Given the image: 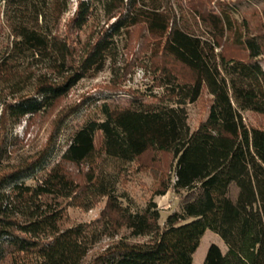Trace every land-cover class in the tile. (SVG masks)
I'll use <instances>...</instances> for the list:
<instances>
[{"label": "trees", "instance_id": "16d2710c", "mask_svg": "<svg viewBox=\"0 0 264 264\" xmlns=\"http://www.w3.org/2000/svg\"><path fill=\"white\" fill-rule=\"evenodd\" d=\"M68 3L8 1L13 40L0 48V264H82L100 234L114 241L91 264H193L208 230L229 251L211 247L203 264H264V127L244 117L245 111L264 115V32H251L225 1L108 0V21L115 20L79 54L72 35L88 23L92 5L79 0L64 33ZM138 26L149 37L153 87L162 89L152 95L162 101L146 103L143 93L129 106L104 102L103 119L77 130L56 159L63 126L85 101L67 107L45 146L17 153L16 129L104 71L119 54V39L129 40ZM228 44L247 56L228 55ZM204 91L211 95L209 114L192 131L186 105ZM148 152L173 156L155 195L173 189L180 208L163 224L155 201L141 211L124 205L116 194L119 174L108 177L102 165L111 159L121 168ZM71 165L88 169L75 175ZM104 197L95 227L64 225L68 205L90 210ZM122 230L129 234L115 240Z\"/></svg>", "mask_w": 264, "mask_h": 264}, {"label": "rangeland", "instance_id": "374dc122", "mask_svg": "<svg viewBox=\"0 0 264 264\" xmlns=\"http://www.w3.org/2000/svg\"><path fill=\"white\" fill-rule=\"evenodd\" d=\"M8 1L0 0V48L2 49L6 48L13 40L6 22ZM88 1L92 5V15L84 28L72 35L73 44L76 45L79 54H82L92 44L102 27L108 28L115 20L114 18L108 21V0ZM215 1H225L235 5L234 18L241 23L246 20L249 23L251 32L254 34L264 32V0ZM68 2V10L61 19V28L64 33L70 32L68 25L75 14L79 0H68ZM213 6H216V4L213 3ZM186 18L189 19V25L199 30L193 17L186 13ZM44 22L46 20L43 19ZM145 31L144 26H138L134 28L132 37L129 40L123 37L120 38L118 41L119 54L115 59L108 62L104 71L100 72L96 77L79 81L69 95L60 99L48 112L39 114L30 120H25L16 129L15 133L20 139L17 153L32 154L45 146L54 129L57 117L67 107L81 104L85 101L80 110L74 113L63 126L57 155L55 156L56 159L61 157L71 137L77 130L89 120L103 119L100 106L104 102L114 100L120 106H129L132 104V96L143 93L149 94L145 99L146 103L157 104L162 101L159 97H153V95L159 96L162 93V89L153 87V71L150 67L151 62H149L151 51L146 47L149 37H147ZM226 50L230 56L240 58L247 56L245 50L233 44H228ZM178 71L186 78L189 76V72L181 66H178ZM110 91L117 92L118 95L112 99L106 98V94ZM210 105L211 95L206 91H204L198 101L186 105L188 123L192 131L196 130L207 118ZM244 117L246 123L250 126L264 127L263 114L245 111ZM101 162L99 161V163ZM173 163L171 153L148 152L136 161L125 164L121 168L111 159H106L102 165L108 177L111 178L114 174H119L116 194L124 205L129 206L132 210L141 211L145 209L150 201H155L161 211V224H163L169 214L178 211L180 208V197L173 189L165 195H155L156 190L161 185V181L170 175ZM70 168L75 175L79 171L84 173L88 169L87 165L79 167L71 165ZM119 169L121 172H119ZM27 182L32 183L33 181L29 179ZM106 203V197L100 198L90 210L77 205H68L64 225L88 223L95 227L94 223L100 218ZM123 234L128 235L129 233L122 230L115 240ZM113 241L114 239L100 234L99 241L94 245L82 264H91L94 257L102 253ZM211 247H217L222 254H226L229 251L223 239L218 234L208 230L202 237L200 246L194 254L193 264H203Z\"/></svg>", "mask_w": 264, "mask_h": 264}]
</instances>
